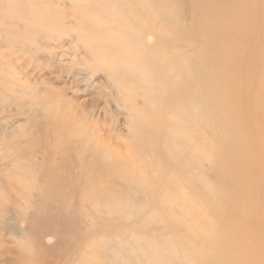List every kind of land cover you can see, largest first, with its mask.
I'll return each instance as SVG.
<instances>
[{"label": "rangeland", "instance_id": "374dc122", "mask_svg": "<svg viewBox=\"0 0 264 264\" xmlns=\"http://www.w3.org/2000/svg\"><path fill=\"white\" fill-rule=\"evenodd\" d=\"M179 28L204 69L195 125L151 60ZM172 121L199 150L170 157ZM179 246L264 264V0H0V264H161Z\"/></svg>", "mask_w": 264, "mask_h": 264}, {"label": "bare ground", "instance_id": "6f19581e", "mask_svg": "<svg viewBox=\"0 0 264 264\" xmlns=\"http://www.w3.org/2000/svg\"><path fill=\"white\" fill-rule=\"evenodd\" d=\"M6 1V0H5ZM50 1V0H49ZM110 1V3L112 2V0H109ZM11 2V1H10ZM10 2H8V4L10 3ZM44 3H45V1H44ZM8 4H7V6H8ZM33 4V3H32ZM34 5V4H33ZM10 6V5H9ZM32 6V5H31ZM147 7H148V10L146 11V16L147 17H149V18H152V17H157L158 15H157V13H156V11H155V9H154V6H152L151 4H147ZM30 8V7H29ZM28 8V9H29ZM9 10V9H8ZM31 10V9H30ZM38 10V9H37ZM38 11H40V9L38 10ZM31 12H32V10H31ZM33 12H35L34 10H33ZM30 13V12H29ZM165 20H166V18H165ZM166 24H167V22H160V23H158V27H166ZM171 26V25H170ZM177 27H179V26H177ZM176 27V28H177ZM181 28H179V30H180ZM173 30V31H171V32H168V34H166L165 36H163V37H160V38H158V40H159V45L158 46H160V47H169V52L168 53H166V54H162V53H158V54H153L151 57H152V59L151 60H153V62L154 63H159L160 61H163V62H168L169 63V65H170V67H171V69H172V73L171 74H173V77H174V79H177L176 80V82H172V86L174 87V88H177L176 89V91H177V93L178 92H180L181 93V96H182V102H181V104H182V111H179V114L176 116V118H177V120L178 121H183L184 123H186V124H188V125H195V124H197V119H195L194 117H193V114H192V112L194 111V109H197L198 108V103H197V101H196V99L194 100V105L192 106V102L190 103V105L187 103L188 101H189V98H187V97H185V95L186 94H188L189 92H191L192 91V93H194V92H196V90H197V88L195 87V84H197L198 85V87L200 86V84H201V79H202V72H203V68H202V66L198 63V62H196V59H194L195 57H189L188 55H187V53L186 52H184V51H181V46H177V45H179L178 43H181V42H183L184 40H185V35L182 33V30ZM176 44V45H175ZM161 52H163V51H161ZM126 74H127V72H125ZM130 73V72H129ZM128 73V74H129ZM127 76V75H126ZM157 76V75H156ZM158 77V76H157ZM180 78H182L181 79V81H184V85H183V87L184 88H180L179 86V82H177V81H180ZM193 82V83H192ZM189 83L190 84H192L191 86H188L189 85ZM173 90V89H172ZM176 100V99H175ZM190 107H191V109H190ZM199 107H200V105H199ZM170 125L171 126H169V127H165V129H167L166 131V133H167V136H168V140L167 141H165L166 142V147H168V152L167 153H169V155H170V157L171 158H174L175 157V154H177V156H179V155H185L184 157H187V154L189 153V154H193V152H195L196 151V149L195 148H197L198 150H199V148L197 147V145H196V142H193V143H191V141H190V138H189V133L186 131V130H182L181 129V126H179L177 123H175L174 121H172L171 123H170ZM166 135V134H165ZM152 141V139H149V141ZM148 143H150V142H148ZM152 144V143H151ZM153 144H154V142H153ZM190 149H192L193 151H191ZM169 157V158H170ZM176 158V157H175ZM161 159H163V158H161ZM183 159H185V158H183ZM187 159V158H186ZM190 158H188L187 160V162H189L190 160H189ZM164 160V159H163ZM173 160V159H172ZM159 161H161L160 159H159ZM158 162V161H157ZM162 162V161H161ZM163 162H165V161H163ZM169 162H170V160H169ZM160 163V162H159ZM166 163V162H165ZM172 163V162H171ZM177 162H175V164H176ZM172 165V164H171ZM177 165V164H176ZM176 165H174V167H176ZM57 166V165H56ZM173 166V165H172ZM172 166H170V168L172 167ZM58 168V167H57ZM177 171H178V169H176ZM174 172H175V168H174ZM175 173H177V172H175ZM199 174H197V175H195V176H198ZM201 179V178H200ZM192 182L190 183V180H188V184H190V185H192V186H196L197 185V183L195 184V183H193L194 182V178L192 177ZM39 230V229H38ZM44 230H46V227H45V229ZM41 231V230H40ZM43 231V230H42ZM49 231V230H48ZM47 231V232H48ZM39 233H41V232H39ZM43 235V234H42ZM186 238H188V237H186ZM190 239L192 238V237H189ZM188 238V239H189ZM199 238V237H198ZM205 238L206 237H204V240H205ZM184 239H185V237H184ZM188 239H187V242L186 243H188ZM189 239V241L190 242H192V240H190ZM194 240L196 239V237L195 238H193ZM211 239V238H210ZM210 239H208V240H210ZM212 239H214V237L212 238ZM212 239H211V241H212ZM154 240V239H153ZM156 240V239H155ZM186 240V239H185ZM139 241V240H138ZM137 241V243L139 244V242ZM207 241V240H206ZM210 241V242H211ZM151 242V241H150ZM194 242V241H193ZM213 242V241H212ZM149 243V242H148ZM153 243H154V241H153ZM185 243V244H186ZM138 244H137V246H138ZM157 244V243H156ZM183 245V246H186V245ZM194 244V243H193ZM144 247H146V249L144 250V253H141L140 251H139V253L141 254H138V255H140V256H142V254H143V256H144V254H145V252L147 251L148 252V250H150V249H148L147 250V246L149 247L150 245H147L146 246V243H144ZM154 245V244H153ZM135 246V245H134ZM139 246H140V244H139ZM139 246H138V249H139ZM151 246H152V244H151ZM155 246L156 245H154V248H155ZM163 246V245H162ZM189 246H190V244H189ZM194 246H195V244H194ZM193 245H192V247L193 248H197V247H194ZM142 247H143V244H142ZM143 247V248H144ZM159 247H161V245H159L158 246V244H157V248L158 249H156L157 251L159 250ZM180 247V246H179ZM187 247V246H186ZM191 247V246H190ZM164 248V247H163ZM134 250L133 251H136V250H138V249H135V248H133ZM140 249H142V248H140ZM151 249H153V246H152V248ZM179 249V248H178ZM180 249H181V247H180ZM175 250L174 252L172 251L171 252V250H167V248L166 249H164L165 251H163V249L161 248V252H163V254L164 255H162L161 254V257H164V258H161V259H165L166 261H169L168 263H174V264H200V261L198 262V261H195L194 259H192L190 256H188L187 255V252H183L182 251V249L181 250ZM184 249V248H183ZM186 249V248H185ZM184 249V250H185ZM154 251L152 252L153 254H154V252H156L155 251V249H153ZM191 250V249H190ZM190 250H189V252H190ZM193 250V249H192ZM127 251V250H126ZM129 251V250H128ZM128 251L126 252L127 253V255H128ZM166 251H168V253H166ZM138 252V251H137ZM137 252H135V253H137ZM143 252V251H142ZM188 252V253H189ZM196 252V251H195ZM125 253V254H126ZM135 253H132L133 254V256L135 255ZM157 253V252H156ZM167 254V255H166ZM117 255V254H116ZM130 255V254H129ZM137 255V254H136ZM154 255H156V254H154ZM158 256H156V260H157V257H159L160 258V256H159V254H157ZM170 255V256H169ZM123 256H124V254H123ZM150 256H152V254L150 255ZM126 257V256H125ZM144 257H146V256H144ZM149 257V256H148ZM153 257V256H152ZM105 258H107V257H105ZM127 258V257H126ZM130 258H132L131 256L130 257H128V261H130L129 259ZM139 256L137 257V259L136 260H139ZM158 258V259H159ZM84 259H86V258H84ZM118 259V258H117ZM123 259V257H121V260ZM148 259L151 261V259H150V257L149 258H147V261H148ZM75 260V259H74ZM77 260V259H76ZM140 260H141V258H140ZM155 260V261H156ZM164 260V262H166ZM214 260V259H213ZM79 261V260H78ZM89 261V260H88ZM88 261L86 262V263H88ZM90 261H92L93 263L95 262V261H93L92 259L90 260ZM115 261V260H114ZM125 261V260H124ZM133 261H135V259L133 260L132 259V262ZM142 261V260H141ZM141 261H137V262H141ZM150 261H148V262H150ZM154 261V263L156 264V262ZM159 261H160V259H159ZM158 261V262H159ZM163 261V260H162ZM211 261H212V259H211ZM210 261V263H212V264H215L213 261L211 262ZM75 262V261H74ZM92 262H89V263H91L92 264ZM99 262V261H98ZM103 262L104 263H107V262H105L104 260H103ZM120 262V261H119ZM127 262V261H126ZM131 262V263H132ZM137 262H134V263H137ZM143 262V261H142ZM147 262V263H148ZM157 262V263H158ZM163 262V263H164ZM202 262H204L203 260H202ZM201 262V263H202ZM206 262H208L207 260H206ZM79 263H80V261H79ZM88 263V264H89ZM97 263V262H96ZM95 263V264H96ZM100 263H102V260H101V262ZM114 263V262H113ZM130 263V264H131ZM133 263V264H134ZM151 263V262H150ZM162 262H161V264H163ZM209 263V262H208ZM68 264V263H67ZM78 264V263H77ZM83 264H85V263H83ZM97 264H99V263H97ZM109 264V263H108ZM115 264H117V262H115ZM124 264V263H123ZM126 264V263H125ZM129 264V263H128ZM139 264V263H138ZM143 264H144V262H143ZM146 264V263H145ZM165 264V263H164Z\"/></svg>", "mask_w": 264, "mask_h": 264}]
</instances>
